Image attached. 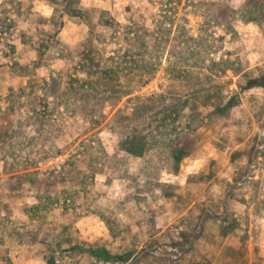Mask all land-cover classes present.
Listing matches in <instances>:
<instances>
[{
	"label": "rangeland",
	"instance_id": "obj_1",
	"mask_svg": "<svg viewBox=\"0 0 264 264\" xmlns=\"http://www.w3.org/2000/svg\"><path fill=\"white\" fill-rule=\"evenodd\" d=\"M263 123L264 0H0V255L264 264Z\"/></svg>",
	"mask_w": 264,
	"mask_h": 264
},
{
	"label": "built area",
	"instance_id": "obj_2",
	"mask_svg": "<svg viewBox=\"0 0 264 264\" xmlns=\"http://www.w3.org/2000/svg\"><path fill=\"white\" fill-rule=\"evenodd\" d=\"M252 182L259 188L260 199L264 200V123L258 134L257 145L253 148L251 158L244 175L238 184ZM62 264H84L82 262H71L64 260Z\"/></svg>",
	"mask_w": 264,
	"mask_h": 264
},
{
	"label": "crops",
	"instance_id": "obj_3",
	"mask_svg": "<svg viewBox=\"0 0 264 264\" xmlns=\"http://www.w3.org/2000/svg\"><path fill=\"white\" fill-rule=\"evenodd\" d=\"M227 79V77H226ZM229 89H233V88H229ZM227 92V91H226ZM229 92V90H228ZM240 181V179H239ZM238 183V182H237ZM252 182H248V183H243L246 184V186H249ZM237 186V185H236ZM14 247H19L18 246V243L16 242V239L10 237L9 240L7 241V243L5 244V252L2 253V255H0V264H11L12 262L13 263H16L18 262L17 260H15V255L12 253V251H10L12 248ZM23 247V246H22ZM24 249L26 251H28V244H26V246L24 247ZM29 254V253H28ZM27 254V255H28ZM26 261L30 260L29 259H25ZM32 260V259H31Z\"/></svg>",
	"mask_w": 264,
	"mask_h": 264
}]
</instances>
